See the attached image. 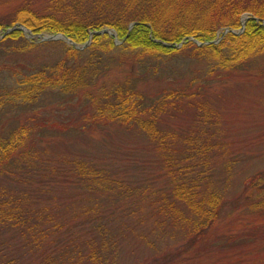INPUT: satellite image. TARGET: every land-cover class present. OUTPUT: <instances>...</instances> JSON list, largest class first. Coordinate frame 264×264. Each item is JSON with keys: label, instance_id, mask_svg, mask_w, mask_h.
<instances>
[{"label": "trees", "instance_id": "1", "mask_svg": "<svg viewBox=\"0 0 264 264\" xmlns=\"http://www.w3.org/2000/svg\"><path fill=\"white\" fill-rule=\"evenodd\" d=\"M243 15L241 33L220 34ZM22 24L31 35L91 39L76 48L18 28L3 35ZM105 27L120 43L90 35ZM43 46H60V55L0 84V264H120L125 243L155 248L174 230L190 247L210 239L228 247L234 236L210 237L237 206L225 191L236 159L205 92L264 62V0H0V55ZM177 57L205 64V81L197 74L195 89L170 83L151 92L147 72L135 75L137 64ZM49 95L69 117L43 113ZM7 107L28 111L22 119ZM67 140L69 148H53ZM245 184L239 206L262 216L264 171Z\"/></svg>", "mask_w": 264, "mask_h": 264}, {"label": "rangeland", "instance_id": "2", "mask_svg": "<svg viewBox=\"0 0 264 264\" xmlns=\"http://www.w3.org/2000/svg\"><path fill=\"white\" fill-rule=\"evenodd\" d=\"M247 18L248 15H243L240 27L231 29V32L241 33ZM9 28H12V30L15 28L22 29L27 37L39 39L43 35H53L48 33L31 35L33 32L23 24ZM108 29L110 30L108 34L112 37L113 42L115 44L120 43L115 30ZM225 32L227 31L223 30L220 34L222 35ZM219 38L220 35L213 42H218ZM90 39L91 36L85 42H75V44L82 46L89 43ZM196 40L201 42V40ZM164 44L169 43L164 42ZM175 45L176 48L180 46V44ZM60 52V46H43L12 55H0V84L11 80L13 75L32 70L41 63L54 60L60 55ZM204 65L201 62L177 57L172 61H150L145 66L137 64V67H133V69L136 76L144 77L143 73L147 72L146 89L154 92L156 86H165L170 83H174L173 85H189L190 89H195L197 83L205 81L203 79ZM123 68L125 70L129 69L128 66ZM113 71V74L119 72V70L118 72ZM197 74L199 76L197 83L194 81L192 84L190 80ZM207 86L205 94L209 97L212 106L220 112L222 130L227 135L225 141L229 143V146H232L234 152L230 155V158L232 160L236 159L225 185L227 199L232 202L234 199L239 198V200H235L237 206L231 203L228 207L230 214L225 213V216L216 222L215 233L210 238H213L216 234H224L234 236V240L230 245L227 244L228 247L225 246L222 249L217 246L216 243L218 242L211 243L210 238L207 242H199L196 247H190L185 238L178 235V230H174L175 232H169V230V235L165 236L166 239H155V248L143 243L138 248L130 251L131 246H126L130 244L125 243V247L121 249L123 252L120 257V264H264V214L262 216H251L244 212L245 206H239L243 203L242 195L244 194L241 195V192L246 185V179L251 175L264 171V62L260 60L248 69L239 70L226 80L211 81L210 85ZM47 98V100L51 99L50 101L53 103L47 105L46 110L43 111L44 114H53L51 116L56 119V117H69L72 113L69 107L56 101L55 95H49ZM53 104L55 106H52ZM6 111L7 113L13 111V115L17 114L18 117L23 119L28 110L18 112L20 110L17 111V108L7 107ZM11 118L16 119L17 117ZM8 119H10V116L7 115L4 120ZM15 124L16 122L12 119L4 123L5 126ZM70 140L76 142L72 138ZM66 147L69 148V140L63 144L58 142L53 148L60 151ZM125 151L127 150L125 149ZM216 167L217 173H220L219 176L224 177L225 172L223 171H226L224 169L226 167L223 163L221 162ZM252 227H259L260 229H253ZM172 234L174 238L171 236ZM158 249L159 254L164 251L168 253L165 259H161L162 256L155 255L157 252L155 250ZM175 251L178 253L175 254Z\"/></svg>", "mask_w": 264, "mask_h": 264}, {"label": "water", "instance_id": "3", "mask_svg": "<svg viewBox=\"0 0 264 264\" xmlns=\"http://www.w3.org/2000/svg\"><path fill=\"white\" fill-rule=\"evenodd\" d=\"M134 23H131L130 25H129V28L133 25ZM10 30H12V28H9V29H7L4 33H3V35H5L7 32H9ZM93 34H100V33H110V30L108 29V28H103V29H100V30H98V31H93L92 32ZM2 35V36H3ZM40 38H41V40H53V39H63V40H65V41H67L68 43H71L72 45H75L76 46V48H83V47H85L88 43H86V44H84V45H82V46H78V45H76L75 44V42L72 40V39H70V38H68L66 35H64L63 33H56V34H53V35H48V36H40ZM192 40L194 41V42H196L198 45H200L202 42H198L196 39H194V38H192Z\"/></svg>", "mask_w": 264, "mask_h": 264}]
</instances>
